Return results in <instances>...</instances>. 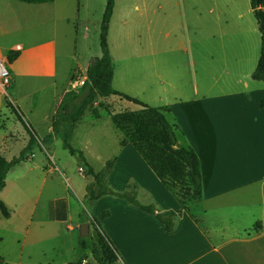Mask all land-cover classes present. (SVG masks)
Instances as JSON below:
<instances>
[{
	"label": "crops",
	"instance_id": "obj_1",
	"mask_svg": "<svg viewBox=\"0 0 264 264\" xmlns=\"http://www.w3.org/2000/svg\"><path fill=\"white\" fill-rule=\"evenodd\" d=\"M119 1L109 29L113 50ZM95 3L0 0V58L11 73V86L0 94L8 95L38 138L52 133L54 115L79 91L73 84L82 71L78 37L82 33L91 41L100 33ZM124 11L127 53L117 56L122 64L113 87L152 107H170L188 135L186 147L200 158L203 199L190 206L196 221L133 146L119 140L110 180L117 168L126 171L125 179L147 180L139 185L148 201L161 212L174 211L177 225L167 232L125 200H99L110 211L103 231L118 255L115 264H264V82L250 78L262 53L264 0H257L258 17L251 0H127ZM136 34L139 41L131 38ZM12 53L18 57L9 63ZM7 138L0 154L11 161L18 157H12ZM37 144L42 146L40 139ZM57 206L67 213L64 203ZM255 209L261 213L255 215ZM17 250L13 257L0 254L4 264L36 259L25 245Z\"/></svg>",
	"mask_w": 264,
	"mask_h": 264
},
{
	"label": "rangeland",
	"instance_id": "obj_2",
	"mask_svg": "<svg viewBox=\"0 0 264 264\" xmlns=\"http://www.w3.org/2000/svg\"><path fill=\"white\" fill-rule=\"evenodd\" d=\"M105 2L107 3V0L104 2L96 0L93 6L96 17H103ZM126 6L127 0L119 1L113 25L115 49H112V53L118 65L117 69L122 64L117 56L124 59L127 53L124 46L126 35L125 32H122ZM136 20V17H133V21ZM139 26L141 28V24ZM131 38L139 41L137 34L131 35ZM78 40V52L82 56L79 58L82 71L75 73L76 79L78 76L86 75L84 68L90 56L98 58L102 54L100 33L94 36L91 41H86L81 33ZM88 46L91 47L90 53L87 51ZM7 98L9 99L8 95L0 94V145L5 141L3 137L8 136L7 143L14 158L19 157L30 136L24 125L7 110L5 106ZM106 107L115 113L139 110L131 103L119 99H98L88 108L75 126L70 142L75 149L83 152L86 163L97 173L102 171L109 161L114 160V156L119 153L118 141L125 139L113 124ZM94 110L97 112L96 115H94ZM167 119L180 127V130L176 132L177 139L183 147L189 148L186 147L185 142L188 135L175 120V115L167 114ZM2 124H5L4 127ZM69 129L70 127L65 126L62 131L67 133ZM10 134L15 135L13 138L15 140L10 138ZM36 138L37 142L38 139L43 140L41 137ZM33 154V157L29 158L28 155L29 159L27 158L24 162L16 165L9 172L6 188L0 193V202L6 206L10 214V217L6 218L0 210V254L2 252L11 253L13 257L18 255L19 250L17 249H21L25 245V249L31 250L38 260H27L22 264H64L67 261H74L77 256L82 224L89 223L91 225L90 236L93 240H97V230L105 234L103 220L107 217H104V213H110V211L106 207L108 204L100 203L99 200H120L121 198L107 195L91 202L86 191L87 185L93 181V178L86 174L88 167L85 164L80 166L77 157L72 156L64 148L63 141L59 136H56L50 145L39 146L36 143ZM80 168L85 173H81ZM125 175L126 171L117 168L112 180L109 175L106 178L108 187L116 192L135 195L141 204H150L147 194L139 185L147 184V180L125 179ZM129 181L135 186L131 185L128 188ZM150 183L153 182L150 180ZM63 203L68 209L67 213L56 210L57 205L61 208ZM126 203L128 202L126 201ZM67 209L65 208V210ZM254 211L255 215L261 213L259 209ZM222 212H217L216 216L221 218ZM229 214L232 216L233 212ZM64 218H67V223L62 222ZM84 264L98 263L93 254L87 252Z\"/></svg>",
	"mask_w": 264,
	"mask_h": 264
},
{
	"label": "trees",
	"instance_id": "obj_3",
	"mask_svg": "<svg viewBox=\"0 0 264 264\" xmlns=\"http://www.w3.org/2000/svg\"><path fill=\"white\" fill-rule=\"evenodd\" d=\"M19 1L26 4H45L54 0ZM251 7L255 16L258 17L257 0H251ZM114 8L115 0H107L100 25L101 57L90 60L86 71L85 84L79 89L74 98L54 115L52 133L45 136L40 142L44 145H50L55 137L59 136L63 141L64 148L72 156L77 157L80 166L87 165L86 174L93 178V181L86 187L87 196L91 202L107 195L121 198L133 207L154 216L164 225L167 232H173L177 225L174 211L161 212L153 204H141L133 194L116 192L110 189L106 178L111 172L114 160L109 161L106 167L97 173L86 163L83 152L75 149L70 142L75 126L80 122L88 108L96 102V99H119L138 107V111L131 110L121 113H115L109 107L106 108L113 124L125 138L122 145L131 144L189 217L198 220L190 206L203 199L201 162L195 150L183 147L178 141L176 132L180 130V127L172 124L167 119V114L171 113L170 107H152L136 97L117 91L113 87V75L118 66L109 43V29ZM262 34V53L251 78L255 81L264 82V32ZM17 57L16 53L10 54L8 62L15 61ZM6 106L15 114L17 120L24 125L30 140L18 158L8 161L0 154V193L6 187L9 172L16 165L24 162L28 155H31V150L37 143V135L30 130L21 114L14 108L8 98L6 99ZM96 114L97 112L94 110V115ZM65 126L70 127L67 133L62 131ZM83 172L85 173L84 170ZM131 185L135 186L134 183L129 181L128 188ZM0 210L4 217H10L8 209L2 202H0ZM109 215V212L104 213V217ZM259 224L257 222L254 225L255 230H258ZM97 231V240H93L91 236L79 238L76 259L68 264H84L87 259V252L93 254L98 264H115L118 261V255L108 236L102 231ZM0 264H4L2 256H0Z\"/></svg>",
	"mask_w": 264,
	"mask_h": 264
},
{
	"label": "built area",
	"instance_id": "obj_4",
	"mask_svg": "<svg viewBox=\"0 0 264 264\" xmlns=\"http://www.w3.org/2000/svg\"><path fill=\"white\" fill-rule=\"evenodd\" d=\"M86 75L75 77L73 84L77 88H81L86 81ZM11 86V73L5 61L0 58V90L6 93L7 89Z\"/></svg>",
	"mask_w": 264,
	"mask_h": 264
},
{
	"label": "water",
	"instance_id": "obj_5",
	"mask_svg": "<svg viewBox=\"0 0 264 264\" xmlns=\"http://www.w3.org/2000/svg\"><path fill=\"white\" fill-rule=\"evenodd\" d=\"M97 101V99H96ZM90 236V224L89 223H84L80 227V237L85 238Z\"/></svg>",
	"mask_w": 264,
	"mask_h": 264
}]
</instances>
